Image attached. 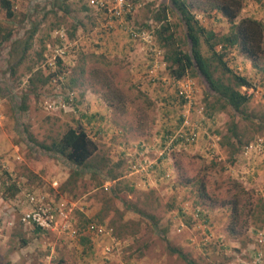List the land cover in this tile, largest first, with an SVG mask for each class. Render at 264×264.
<instances>
[{"label":"rangeland","instance_id":"374dc122","mask_svg":"<svg viewBox=\"0 0 264 264\" xmlns=\"http://www.w3.org/2000/svg\"><path fill=\"white\" fill-rule=\"evenodd\" d=\"M129 1L133 10L128 20L111 22L110 28L103 27V17L87 7L84 0H64L68 16L56 11L60 0H12L13 10L18 13V18L12 22L13 27L6 24L0 11L1 26L12 28L11 40L0 47V72L5 67L7 48L13 40L25 36L30 24H37L39 33L48 34L43 59L34 69H39L44 75L51 74L56 70L55 64L50 67L47 62L52 60L57 50L66 53L63 77H51L47 84L31 92L13 83L10 88V82L3 92L0 90L3 115L0 124V174L6 172L3 157L7 156L16 171L5 173L4 178L9 177L11 182L18 184L19 193L26 190L24 182L43 191L47 190L46 186L51 188L52 175L59 169H67L69 173L71 169L63 158L42 151L37 144H49L57 140L67 127L77 126L83 128L96 146L90 162L98 171L97 174L89 170L80 173L74 186L63 189L64 181L52 187L62 198L77 203L70 216L76 235L70 237L65 232L49 231L39 233L36 246H29L32 247L28 248L29 253L13 264H264L263 230L258 228L262 233L259 237L252 233L251 226L253 215L259 211L264 213V205L259 208V204L264 203V125L260 129L255 126L256 122L264 124V0H241L236 17V20L251 18L262 22L263 51L257 61L258 68L251 67L250 62L235 49H231L225 58L233 71L247 76L256 87L244 89L250 95L245 110L251 114V119L234 120L245 131L247 136L244 138L251 137L249 143L256 145L260 141L251 150L242 149L232 156L228 155V146L222 144L229 111L216 109L210 112L208 104L212 99L205 96L204 85L196 76L172 80L158 46L152 42L153 47H148L133 40L124 29L130 25L147 31L144 24L151 13L160 5L167 4L168 0ZM197 2L206 5L205 0ZM191 12L207 30L218 35L227 32L229 24L219 12H202L193 7ZM168 20L181 38L177 17L169 13ZM72 29L74 34L70 37ZM115 31L121 35L119 40L130 39L143 48L134 45L123 48L125 43L122 48L118 47ZM20 44L16 45L17 48ZM37 47L35 42L33 49ZM200 50L210 59L202 43ZM12 55L10 62L17 57ZM145 62L152 66L151 72L139 70L143 72L140 77H144L137 84L135 80L138 77L132 72ZM70 81L75 85L72 90L68 89ZM185 81L190 86L189 100L178 106L172 97L179 84ZM106 83L109 89L105 88ZM8 89L10 95L4 93ZM23 93H26L25 109L19 107ZM66 93L73 94L74 100L72 105L61 108L58 102ZM90 108H99V111L89 113ZM84 114L102 116L99 132L85 122L86 118H81ZM166 127L170 134L163 133ZM180 129L185 132L192 130L193 141L175 145H168L165 141L163 144L166 135L174 136ZM117 142L122 146L116 147ZM122 150L126 153L123 159L120 157ZM154 165L157 168L154 169ZM106 176L115 177L110 181L115 183L119 192H125L120 200L131 202L139 209L144 208L154 217L155 227L150 220L139 219L135 213L124 211L123 220H139V230L134 239L122 237L114 240L110 233L97 235L86 232L84 219H92L100 206L92 196L102 188V180ZM200 179L205 186L206 198L203 199L197 197V185L194 184ZM124 185L132 187L133 191H125ZM232 196L237 198L241 207L233 236L227 230ZM113 204L122 209L120 202ZM79 206L84 210L80 211ZM179 208L184 211L183 217L177 213ZM195 210L205 214L207 222L197 217ZM164 228L165 239L158 232ZM82 236L88 237L89 249L86 244L78 242ZM170 248L179 250L187 262L172 253ZM0 264L10 263L0 257Z\"/></svg>","mask_w":264,"mask_h":264},{"label":"trees","instance_id":"16d2710c","mask_svg":"<svg viewBox=\"0 0 264 264\" xmlns=\"http://www.w3.org/2000/svg\"><path fill=\"white\" fill-rule=\"evenodd\" d=\"M197 0H168L167 4L160 5L155 11L151 13L144 27L147 29L152 37V42L155 43L158 48L162 51L161 59L165 63V69L168 72L169 77L174 81H179L183 77L188 75L196 76L204 85L205 96L212 99L211 104H208L210 112L219 109L221 111L228 110L230 117L226 124V133L222 137L224 143L229 148V156L238 153L240 150L245 149L251 139V137L244 138L247 136L242 127L237 126V121L234 119L249 120L251 119L249 113L246 112L245 107L250 99V95L247 94L244 89L256 88L254 84L250 82V79L240 73L233 71L225 60L226 56L231 49L237 50L245 59L250 62L251 67L258 68V59L262 54V38H263V25L262 22L251 19L241 18L236 20L237 14L240 9L241 0H205L206 5L201 2L195 3ZM196 8L202 12L214 10L219 12L221 17L226 20L229 24L228 30L223 34H216L203 27L199 21L195 18L191 12V8ZM0 11L4 14L6 24L13 27L12 22L18 18L17 14L13 10L12 0H0ZM56 11H60L63 15L69 14V11L64 6V0H60V5L56 8ZM56 11H53L54 13ZM100 14V12H97ZM169 13H173L182 30V37L179 38L176 34L175 26L169 22ZM102 16V15H101ZM129 16H125L122 19L128 20ZM104 21V18H103ZM1 22V21H0ZM75 22V21H74ZM154 23V25H153ZM153 26V27H152ZM75 28V25L73 26ZM144 30V28H141ZM74 29L70 32L71 37L74 34ZM104 31V30H103ZM38 33V34H37ZM39 33V27L37 24H30L24 32V37L21 39L13 40L12 44L6 50L5 67L0 72V90L6 88V84L10 82V88L12 83L14 85H20L26 88V92H31L38 86L47 84L51 77L61 76L63 77L64 72V61L63 57L66 54L64 51L63 56L56 57L54 59L55 69L53 73L44 75L39 69H34L37 62L43 59V54L46 51L45 40L48 34ZM12 28L1 26L0 23V47L11 40ZM35 42L38 43V47L34 50L33 46ZM61 44L62 41L60 40ZM21 43L19 48L17 44ZM203 44L206 48V53L210 59L203 56L200 50V44ZM155 51V50H154ZM30 53L32 55L30 56ZM153 53V52H152ZM12 54H16V58L13 62L9 59ZM102 54H100L101 56ZM82 60V59H81ZM21 71L20 73L18 71ZM65 73V72H64ZM82 73V71H80ZM27 76L25 80L21 78ZM72 84V86H71ZM74 81H70L69 90L74 87ZM105 88L109 89V84H105ZM4 93L10 95V91L5 90ZM25 97L26 93H23L19 98V107L25 109ZM172 100L178 102V106L185 103V100L177 95V90L174 91ZM211 114L208 115L210 117ZM179 123V122H178ZM263 122H256L255 126L261 127ZM260 129V128H259ZM163 133L170 134L169 129L163 128ZM170 136L166 135L163 144L167 141ZM229 140V141H227ZM186 143L183 139L176 138L171 141L172 145ZM37 146L44 152L52 153L54 155L63 158L67 163L71 164V171L69 176L65 180L62 188L65 189L67 186H74L76 181L79 179L82 170H89L92 174H97L98 171L90 162L93 156L96 146L87 136L82 127H67L57 140L50 142L49 144H37ZM231 158V157H230ZM161 162V161H159ZM159 164V163H158ZM154 169L157 165L153 166ZM95 168V169H94ZM81 171V172H80ZM2 176L5 173L1 174ZM115 177L106 176L103 178L102 183L105 180H112ZM101 183V184H102ZM196 195L198 198H206L205 186L203 180H197L195 183ZM2 194L4 198L13 197L18 193L15 182H11L9 177L3 178L2 181ZM100 185V184H99ZM127 192L133 191L132 187L123 186ZM98 190L93 194V198L100 203L99 209L95 212L92 219H84L83 227L93 224L95 226H103L109 231L110 236L114 240H119L122 237H133L139 230V220H123L124 211H130L135 213L139 219L150 220L153 227L156 226L155 219L149 215L147 211L142 208L139 209L137 206L131 204V202H125L120 200L124 193L119 192L114 182H112L109 189ZM235 196H232L229 210V223L228 231L230 235H235V226L241 207L238 206V201ZM120 202L122 209L117 208L113 203ZM260 202H257V204ZM264 203L259 204V208H262ZM135 206V207H134ZM250 211V210H249ZM178 215L183 217L184 211L179 208L177 211ZM195 214L203 222H207L206 215L200 210H195ZM263 212L259 211L253 215V234L261 236L258 228H261L264 233V217ZM141 221V220H140ZM257 223V224H256ZM37 232H44L39 228H36ZM257 228V230H255ZM87 233H91L86 230ZM158 232L165 239V228L158 230ZM258 232V233H257ZM80 244H86V248L89 249L90 241L87 236H82L78 241ZM172 253H176L177 256L185 262L186 259L182 253L175 249L170 248ZM187 262V261H186ZM188 264H191L187 262Z\"/></svg>","mask_w":264,"mask_h":264},{"label":"built area","instance_id":"2783aa9c","mask_svg":"<svg viewBox=\"0 0 264 264\" xmlns=\"http://www.w3.org/2000/svg\"><path fill=\"white\" fill-rule=\"evenodd\" d=\"M87 5L95 8L102 17L104 18L105 27L110 28L111 22L120 21L123 17L130 16L133 10L132 3L129 0H86ZM124 28L127 30L129 36L133 40H138L141 43L147 45L148 47H153L152 37L149 32L144 31L142 29H137L133 26L126 25ZM60 36H62L61 32H59ZM64 54V51L57 50L55 52V56L52 57V60L47 62V65L52 67L54 64V59L56 57H60ZM190 94V86L188 81L185 83H180L177 87V95L180 96L188 102ZM73 94L66 93L65 97H63L59 102V106L63 108L65 105L69 106L73 103ZM3 121L2 111L0 109V124ZM186 121H184V124ZM176 136L181 138L186 143H190L194 139V133L192 130L184 131L178 130L175 132L174 136L167 138V144H171ZM260 141L255 144L258 145ZM256 145L249 143L244 148L245 151H249L254 148ZM134 169L135 167L132 166ZM110 180H105L102 184V188L104 190L109 189L111 186ZM52 187L56 185V182H52ZM25 200L27 203V209L21 213L19 216V222L21 224L31 225L33 227L39 228L43 231L49 232H65L70 237H74L76 235V229L70 224V216L72 211V206H68L65 203H53L48 201L43 195H37L33 193H27L25 195ZM86 230L97 234H109V231L106 230L102 226H95L93 224H89L86 226Z\"/></svg>","mask_w":264,"mask_h":264},{"label":"crops","instance_id":"0c3cea01","mask_svg":"<svg viewBox=\"0 0 264 264\" xmlns=\"http://www.w3.org/2000/svg\"><path fill=\"white\" fill-rule=\"evenodd\" d=\"M84 1H85L86 6L89 7L87 5L86 0H84ZM89 8H93V7L90 6ZM93 10L96 13L98 12L95 8H93ZM117 22H119V21H116V23ZM119 23H121V22H119ZM104 25H105V22L103 24V27H105ZM115 32H116V35L118 36L117 40H116L117 41L116 45L118 47L122 48L123 43H125L123 48H125L127 46L128 47L133 46V45L138 46V47L142 46V45L141 46L136 45L135 43L130 41V39H129V41H127L125 39L119 40L121 35L117 31H115ZM120 41H122V42H120ZM141 48H143V47H141ZM150 60H152V59H150ZM148 64L149 63H147V62L142 63V64H140L141 67L138 66L137 71L134 70V72H132L133 75L136 74L138 77V79L135 80L137 82V84L141 83V81H142L141 77L142 78L144 77V76L140 77V74H142L143 72H141L139 70L148 69L149 72H151L152 66L148 65ZM94 111H96V113H98L97 111H99V108H90L89 113L94 112ZM103 113H105V112L103 111L102 114ZM82 117L84 119L86 118L85 122L91 128H93L99 132V130L101 128L99 122H101L102 116H100L99 114H94L93 116H91V115L87 116V114H84V116H81V118ZM96 118H98V119H96ZM130 134H131V136H133V135L135 136L134 133H130ZM140 141L141 140L138 138V142L142 144L143 142H140ZM120 145H121L120 142L116 143V147H119ZM7 150H8V148H7ZM125 155H126L125 151L122 150V152L120 153V157H122V159H123ZM10 162H12V161L9 159V157H7V156L3 157V163H4L3 166L5 167V171H6L5 173L6 174L7 173H14V171H16V169L12 168ZM117 163H119V161ZM67 165L69 168L71 167V165L69 163H67ZM81 173H86V171L82 170ZM1 174H0V245H2V248L0 250V257L5 259L7 262L9 261L10 264H13L16 261H18V259L20 257L26 256L29 253L30 250H28V248H32L33 245L36 246L37 241L39 240L38 239L39 235H40L39 233H43V232H37L36 229L31 225L19 223V216L21 215V213L23 211H25L27 209V203L25 200V195L27 193L43 195L50 202L65 203V204L67 203V205L69 204L68 206L71 205L72 207L74 206V204L76 202L67 201L65 198H62V196L58 194V192H57V190H55V188H52V187L50 188L49 186H46L47 190L43 191V190H40L37 188H33L31 186V184H26L25 182L23 183L24 186L26 187V190L24 193L18 192L13 197L4 198L5 195L2 194V188H1L2 187L1 184H2L4 176H2ZM68 175H69V172L67 169H62V170L59 169V171L57 173L52 175V178L50 179V183L56 182L60 185L61 183H63L66 180ZM47 176H49V175H47ZM43 179H46V178L43 177ZM50 183L47 182V185H50ZM16 187L19 190L20 187L18 186V184H16ZM82 199H83V197H81V200ZM79 205H80V203H79ZM78 208L80 209V211L84 210V208L81 206H79ZM95 210L96 209H93V211H95ZM86 211L87 210H85V212ZM88 234H90V233H88ZM87 236H89V235H87ZM29 246H32V247H29Z\"/></svg>","mask_w":264,"mask_h":264}]
</instances>
